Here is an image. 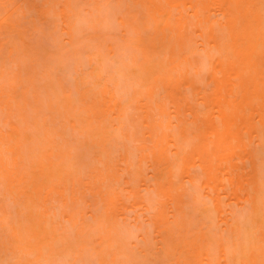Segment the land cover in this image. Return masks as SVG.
<instances>
[{
    "label": "bare ground",
    "instance_id": "6f19581e",
    "mask_svg": "<svg viewBox=\"0 0 264 264\" xmlns=\"http://www.w3.org/2000/svg\"><path fill=\"white\" fill-rule=\"evenodd\" d=\"M0 33L2 259L264 264V0H0Z\"/></svg>",
    "mask_w": 264,
    "mask_h": 264
},
{
    "label": "rangeland",
    "instance_id": "374dc122",
    "mask_svg": "<svg viewBox=\"0 0 264 264\" xmlns=\"http://www.w3.org/2000/svg\"><path fill=\"white\" fill-rule=\"evenodd\" d=\"M30 1H33V0H30ZM183 2L184 3H186L189 7H191L192 8V0H183ZM108 31V30H107ZM110 31H112V30H109V33H110ZM114 32H116V31H114ZM88 33H89V31H88ZM91 33V32H90ZM89 33V34H90ZM94 33V32H93ZM104 33V32H103ZM108 32H107V34H109ZM113 33V32H112ZM106 33H104V35H105ZM105 35L106 37L107 36H111L112 34H109V35ZM116 34V41L119 39V38H121V37H119V36H122V38H121V41H122V39H123V34L121 33V35H119L120 34V32H116V33H114L113 35H115ZM0 36L1 37H4V33H0ZM103 36V35H102ZM104 37V36H103ZM109 38V37H108ZM197 39H198V43L201 45L202 44V40L199 38V36H197ZM120 40V39H119ZM120 41V42H121ZM118 42V41H117ZM198 61L200 60L201 61V64H203L204 63V61L203 60H201L200 58L199 59H197ZM199 61V62H200ZM0 194H3L2 193V191H0ZM64 199H61V200H59V201H54V200H52V203H53V208L52 209H54L55 211H58L59 209H60V205H61V203H62V201H63ZM225 201V200H224ZM0 207H1V205H2V207L0 208V221L1 220H9V221H13L15 218H16V209L14 208L15 206H14V204H13V202L12 201H10V200H6V199H4L3 198V196L2 195H0ZM3 206H5V207H3ZM135 211V210H134ZM131 212V211H130ZM129 212V213H130ZM131 214V213H130ZM134 215V214H133ZM129 217H130V215H128ZM88 217V216H87ZM91 217V216H90ZM91 219V218H90ZM92 221V220H91ZM152 233V232H151ZM150 233V234H151ZM92 234H94V232L92 233ZM152 235V234H151ZM154 235V234H153ZM152 235V236H153ZM93 237V236H92ZM97 237V236H96ZM92 239V238H91ZM94 239V238H93ZM133 239V238H132ZM71 240H72V238H71ZM126 240V239H125ZM135 240V239H134ZM134 240H130V241H134ZM151 240H152V237H151ZM67 241H69V240H67ZM93 241H95L96 243H98L97 242V240L95 239V240H93ZM92 241V242H93ZM128 241V240H127ZM130 241H129V243H130ZM95 242H94V245H95ZM141 242V241H140ZM139 242V243H140ZM152 242V241H151ZM125 243H127V242H125ZM143 242H141V244H142ZM140 244V245H141ZM126 245V244H125ZM132 244L130 243V246H131ZM92 246H93V244H92ZM127 248V247H126ZM137 249V251H139L138 249H139V247L138 248H136ZM146 249H148V248H146ZM130 250V249H129ZM135 250V249H134ZM145 251V250H144ZM147 251H149V250H147ZM151 251V250H150ZM152 251H155L154 250V248H153V250ZM132 252V251H131ZM140 252V251H139ZM136 253V252H135ZM140 253H142V251L140 252ZM133 254V253H132ZM138 254V253H137ZM150 254H152L151 252H150ZM140 255V254H139ZM144 255V254H143ZM129 256H131V254L129 255ZM141 256V255H140ZM145 256V255H144ZM152 256V255H151ZM155 256V255H154ZM13 257V255L11 254L10 256H9V258H5V259H2L1 257H0V264H36L37 262L34 260V258H33V256L32 255H25V254H23L22 252H19L17 255H16V257L13 259V260H10V258H12ZM156 257V256H155ZM136 259H137V257H136ZM141 259H143V258H141ZM157 259V258H156ZM67 260V259H66ZM135 260V259H134ZM147 260H151V258L149 257V259H147ZM60 261V260H59ZM62 261V260H61ZM60 261V264H63L64 262L62 261L61 262ZM152 261V260H151ZM154 261V260H153ZM152 261V262H153ZM156 261V260H155ZM136 262V261H135ZM140 262V261H139ZM150 263V262H149ZM148 262L146 263V264H149ZM155 263V262H154ZM43 264H45V263H43ZM55 264H57V263H55ZM140 264V263H139ZM155 264H157V263H155ZM161 264H162V261H161Z\"/></svg>",
    "mask_w": 264,
    "mask_h": 264
}]
</instances>
